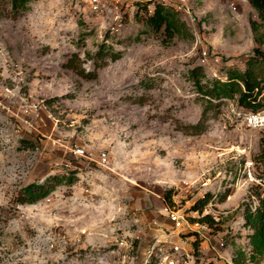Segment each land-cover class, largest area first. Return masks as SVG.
<instances>
[{
	"label": "rangeland",
	"instance_id": "1",
	"mask_svg": "<svg viewBox=\"0 0 264 264\" xmlns=\"http://www.w3.org/2000/svg\"><path fill=\"white\" fill-rule=\"evenodd\" d=\"M156 2L113 0L92 14L77 0H32L17 15L2 3L0 264H146L153 245L180 237L194 264H235L239 248L249 255L244 209L264 192V130L245 126L235 99L203 94L191 69L201 67L210 86L230 67L245 70L259 47L264 94V19L249 0H189L191 16L178 12L188 31L169 38L148 24ZM103 42L120 55H106L95 78L65 65L77 51L93 68L87 52ZM209 97L220 103L208 109L206 129L188 133ZM249 156L261 178L250 186L237 178ZM53 174L74 181L34 203L16 200ZM207 193L203 211L195 209ZM207 212L213 223L201 219Z\"/></svg>",
	"mask_w": 264,
	"mask_h": 264
},
{
	"label": "trees",
	"instance_id": "2",
	"mask_svg": "<svg viewBox=\"0 0 264 264\" xmlns=\"http://www.w3.org/2000/svg\"><path fill=\"white\" fill-rule=\"evenodd\" d=\"M5 0H0V13L2 10V3ZM32 0H9L11 4V11L14 15L21 13L22 11L30 7ZM251 4L258 10L260 17L264 19V0H249ZM147 7V3L144 4ZM147 9V8H146ZM148 24H150L155 30L159 31L163 29L169 38L174 37L176 34H180L185 28L186 32L188 28L186 23L178 16V12L171 6L165 5L162 2H156L153 11L147 17ZM252 27L254 31L258 29V22L252 20ZM255 53L251 55L247 60V67L245 70H241L237 67H230L227 69V78H216L211 82V85L201 84L202 71H198L199 66L191 69L192 77H194L199 90L210 97H227L236 100L237 105L244 109L260 110L264 108V94L263 85L259 79V75L256 69V65L259 62L258 56L263 53L259 47L254 48ZM110 53L112 59L119 57L120 52H115L113 47L103 42L100 48L95 53L87 52V58L94 61V67L86 69L80 60V54L74 51L71 56L68 57L65 65L74 69L78 74L85 78H95L98 73V68L104 65L106 61V55ZM207 98V103L203 106L201 118L195 122L186 124L188 133H201L206 129V121L208 119L207 112L212 104L218 105L220 102L214 103L211 98ZM261 155L264 156V134L261 137ZM72 183L74 176H66L64 174H53L45 179V181L38 182L32 181L26 184L22 190L17 194L16 200L19 203L28 202L34 203L41 198L49 195L58 184L64 182ZM173 188H169L165 192L166 198L172 199ZM210 194L207 193L201 197L195 209L202 210L204 205L209 201ZM203 211V210H202ZM204 221L213 223L215 221L214 216L210 212L205 213L202 218ZM244 224L252 229L248 234L249 242L251 244L250 253H247L244 249L239 248L236 254L233 256L235 264H247V257L252 261H258L264 258V192L258 193V203L253 208L251 204L246 203L244 209ZM1 231V230H0ZM195 246L199 247V239L196 238ZM204 264H215L213 260H209Z\"/></svg>",
	"mask_w": 264,
	"mask_h": 264
},
{
	"label": "built area",
	"instance_id": "3",
	"mask_svg": "<svg viewBox=\"0 0 264 264\" xmlns=\"http://www.w3.org/2000/svg\"><path fill=\"white\" fill-rule=\"evenodd\" d=\"M165 5L173 7L177 12L183 13L185 15L190 14L191 16V5L189 0H158ZM79 4L83 6V11L90 12L92 14H100L104 12L108 7L111 6L113 0H77ZM151 5V4H150ZM114 17L116 19H121V8L116 4ZM152 12L153 9H150ZM121 23V22H120ZM37 104H33L31 107H36ZM240 115L243 117V123L249 129H259L264 130V108L260 110H250L244 109L240 110ZM102 160H107V154L104 151L101 154ZM256 163L255 160L249 156L245 158L238 172V181L247 183L248 186L261 183V178H259L255 172ZM256 204H251L254 208ZM172 219L179 221V215L175 211L170 212ZM156 244L153 248L149 250L148 257L146 259V264L151 261V256L155 253L154 264H194L195 260L191 259L193 257L191 243L187 237H180L177 243L164 247L160 246L155 250ZM194 261V262H193Z\"/></svg>",
	"mask_w": 264,
	"mask_h": 264
}]
</instances>
